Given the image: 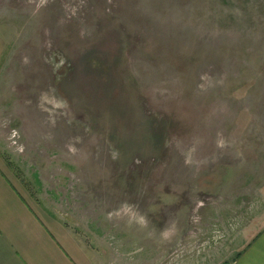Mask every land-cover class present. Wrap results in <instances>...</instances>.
I'll return each mask as SVG.
<instances>
[{
  "label": "rangeland",
  "instance_id": "374dc122",
  "mask_svg": "<svg viewBox=\"0 0 264 264\" xmlns=\"http://www.w3.org/2000/svg\"><path fill=\"white\" fill-rule=\"evenodd\" d=\"M0 42V159L98 264L264 225V0H0Z\"/></svg>",
  "mask_w": 264,
  "mask_h": 264
},
{
  "label": "crops",
  "instance_id": "0c3cea01",
  "mask_svg": "<svg viewBox=\"0 0 264 264\" xmlns=\"http://www.w3.org/2000/svg\"><path fill=\"white\" fill-rule=\"evenodd\" d=\"M12 177L0 159V264H98L92 248L40 213ZM223 264H264V225Z\"/></svg>",
  "mask_w": 264,
  "mask_h": 264
}]
</instances>
